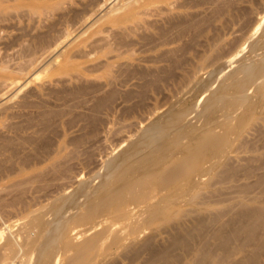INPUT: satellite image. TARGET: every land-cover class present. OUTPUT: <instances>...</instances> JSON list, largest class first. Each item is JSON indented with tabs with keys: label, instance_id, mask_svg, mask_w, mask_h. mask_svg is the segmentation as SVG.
Segmentation results:
<instances>
[{
	"label": "bare ground",
	"instance_id": "1",
	"mask_svg": "<svg viewBox=\"0 0 264 264\" xmlns=\"http://www.w3.org/2000/svg\"><path fill=\"white\" fill-rule=\"evenodd\" d=\"M37 1L0 0V16L15 12L34 20L35 15L53 18L30 40H22L19 52L13 48L18 53L16 59L22 61L13 65L8 56L0 57V181H11L16 191L9 201L0 198V214L8 207L19 214L18 229L11 231L12 226H8L0 242V264H112L118 258L151 264L163 262L175 250L190 253L192 260L184 264H196L192 261L202 253L195 248L194 239L207 230V219L202 216L216 204L208 199L197 207L202 185L229 181L239 173L233 157L238 158V150L246 149L242 138L255 122L264 121V32L259 25L250 27L255 0H117L111 6H107L110 0ZM76 31L85 48L75 51L88 64L78 69L76 62L67 60L61 74L70 81L97 74L95 83L81 82L67 92L87 94L77 105L70 103L75 96L67 100L71 107H81L78 113L65 108L67 101L60 109H49L45 102L31 98L37 94L30 88L13 104L1 102L11 89L8 80L25 72L38 54L55 52ZM214 68L219 77L209 82ZM47 69H54L52 63ZM65 80L64 93L68 89L63 85ZM162 88L169 90L175 102L156 116L159 101L150 110L146 100L155 98ZM188 99L191 102L182 106ZM145 117L154 118L135 138L121 143L116 155L106 158L110 170L106 166V170L100 169L104 170L98 172L100 175L106 171L101 181L95 179L98 184H83L85 187L80 181L82 187L79 184L76 191L77 182L76 192L70 189L67 196V181L59 179L74 165L75 161L66 164L67 156L82 143L75 137L74 141L67 139L69 130L77 125L75 121L90 120L91 125L99 124L101 131L109 134L121 133L134 119ZM59 121L61 129L56 131L54 123ZM51 128L59 132L53 144H44L45 137L43 142L37 141L43 134L47 137L45 132ZM20 132L22 140L18 142ZM87 146L81 152H86ZM248 159L250 165L252 159ZM45 163L49 167H44ZM263 173L256 179L262 188ZM49 175L57 181H48ZM52 184L54 189L46 191ZM249 188L244 185L240 192ZM53 191L59 196L44 203ZM249 201L254 204L240 200L235 212L230 208L213 214L211 220L219 226L212 232L218 239L217 249L207 253L205 264H226L231 252H241V247L235 246L218 252L233 236L226 232V222L220 223L223 215L230 212L245 232L264 228V197ZM259 201L261 204H255ZM260 248L256 246L254 254Z\"/></svg>",
	"mask_w": 264,
	"mask_h": 264
},
{
	"label": "rangeland",
	"instance_id": "2",
	"mask_svg": "<svg viewBox=\"0 0 264 264\" xmlns=\"http://www.w3.org/2000/svg\"><path fill=\"white\" fill-rule=\"evenodd\" d=\"M21 1H23L24 3H29V2L37 3L38 2L37 0H21ZM40 1L48 3V4L60 2V0H40ZM115 2H117V0H110L108 2L107 6H111ZM255 2L256 3L253 5V8H254L255 12L250 16L252 18L251 21L252 20L254 21V19H255V21H254L255 23L252 21L253 22V25H252V22H250V27H253L254 25L255 26L259 25L260 29L262 30V32H264V29H263L264 26L262 25V24H264V0H255ZM260 12H262V13L259 14ZM12 14H14V15H10L9 13H6V14H2L0 16L2 18V20H0V32H1L0 33V57H3V56L6 55V56L9 57V58L6 57V59L8 61H10L11 63L12 62L14 63L17 60L15 63H18V62H20L22 60L19 59V58L16 59L17 56H18V53H15L14 51L15 50L17 52L20 51V49L22 47V40H23V42H24L25 39L30 40L32 38V36H34L37 32L42 31V29H44L43 26L45 25V23H49L51 20H53V18H50L49 20H47L43 16L39 17V16L35 15V16H33V17H35V20H36L35 21L31 17L29 18V17H26L24 15H17L15 12H13ZM10 16H12V17H10ZM14 16H16V17L14 18ZM7 18H8V20H7ZM249 20H250V18H249ZM8 25H10L9 28H8ZM12 25H14V26H12ZM22 26L23 27L25 26V27L23 28ZM15 27H17V29ZM20 29H22V30H20ZM24 30H25V32H24ZM28 31H30V32H28ZM22 33L23 34L27 33V34H25V36H24V35H22ZM4 34H6V35H4ZM17 34L21 35V36L20 35L18 36L20 38L16 37ZM29 34H31V36ZM77 34H78L77 31L73 32L67 38V40L61 46H59V48L55 52L50 53V55L47 54L49 52L44 53V54H42V53L38 54L37 60H35L33 65H31L29 68H27V70L25 72H23L22 74H19V76L14 78V79L8 80L7 81V83L9 84V88L8 89H10V88L11 89L7 93L8 97L2 98L1 102H4L6 104H11V102H12V104H13V102L20 100L19 97H21V95L19 96V94H21V93L23 94L24 92H25V94H27L26 90L28 92V91H30V89H31L30 92H35L34 94H37V95H34L32 93L34 96H31V98L35 99V100H39V101L45 102L49 109H51V108H53V109L62 108L63 107V103H65V101L70 99L71 98L70 96H75V97H74V99H70L71 102L67 101L66 104L68 102H70V103L73 102L74 104L77 102V104H78V103H80L79 100L82 99V97L84 98V96H85V98H86L87 94L86 95H84V94L83 95H70V94L68 95L67 92L69 93V91H70L69 88L72 89L74 85L76 87H78L77 85L81 84V82H82V84L86 83L88 85L90 83H95L97 80H95L94 78L96 77L97 74H94V75H86L85 74V77L81 81L78 80L79 82L77 80L76 81L75 80H73V81L65 80V77H63V75L61 74V72L65 68V63H66L65 61H67V60H73L74 62H76V64H77L76 68H78V69L79 68L82 69L81 68L82 66H85V65L88 64V63H86L84 61V58H80L79 52L76 53V51H75L76 49H78L80 51V50H83V48H85V45L80 44V40H79V38H77V36H78ZM16 38H18V40ZM8 39H10V40H8ZM13 40H14V44L10 43ZM2 42H5V43L9 42V44L5 45ZM10 44H12V45H10ZM4 46H6V47H4ZM7 46H8V48H7ZM18 46H19V48H18ZM81 46H82V49H81ZM13 48H15L14 51H13ZM8 52H9V54H11V56L8 54ZM13 52L16 54L15 55L16 57L14 56ZM4 53H6V54H4ZM39 56H41V57H39ZM10 58H11V60H9ZM47 59H49V60H47ZM15 63L13 65H15ZM51 63H52V66H53L54 69L48 70L47 68H49V65ZM235 66H236V64L233 65V66H230L229 70L233 69ZM215 73H217L218 75L214 76ZM219 73L220 72H215V68H214V70H212L210 72V74H209V75H211V77L208 79V81L211 82L214 79H216L217 76L219 77ZM203 75H205V73ZM220 78H221V76H220ZM62 80H65V83H63L64 87L68 88V89L66 88L68 91L65 90L66 93H64V88L62 87ZM11 83H13V84H11ZM45 84H47V85L45 86ZM12 85H13V87H11ZM41 85H43V90L42 91H40V89L42 88ZM32 87L34 89H32ZM46 87H47V89H46ZM58 88L59 89L61 88V89L59 90ZM54 89H55V91H54ZM50 90H52L53 93L50 92ZM62 90H63V93H62ZM58 92H61L62 95L63 94L64 95L67 94V95L61 97L62 96L61 93H58ZM15 93H17L16 96H14V98H11V95L13 96V94H15ZM43 93H45V94H43ZM88 93H89V91H88ZM162 93H164L166 95H164ZM17 96H19V97H17ZM22 96L24 97V95H22ZM67 96H69V98ZM154 96H155V98H153V96H149V98L146 100V106H147L146 108L150 109V110L154 109L155 108L154 107V104H155L154 102L155 101H159V105H158L157 112H156L157 114L155 113L156 116L162 114V112L164 113L168 109V107H170L172 105V103L175 102L174 100H172L171 96L169 95V90L168 89L162 88ZM88 97H89V94H88ZM77 99H78V101H77ZM188 101L189 102L183 101L181 103V105L183 106L186 103L189 104L191 102L190 99H188ZM59 103H61L62 106ZM77 104H75V105H77ZM71 105L68 103V106H66V107L64 106V107L66 109L70 108V109L75 110L74 113H78L81 110V107H75V106L71 107ZM181 105H179V106H181ZM0 107H2V106H0ZM143 113L145 114L146 111L143 112ZM76 115L77 114H74L73 116H71V118L76 116ZM103 116L105 117V115H103ZM147 117H145L142 120L141 119H134L133 125L122 129L121 133H116V132L113 133L112 132V133H109V134L103 133L101 131V129H100V125L99 124H92L93 125L92 126L91 125L92 122L90 120L75 121V123L77 125L69 130V133L67 135V139H69V140L72 139L73 140L72 137H75L74 140H76V139L79 140L80 139L81 141H79V142L84 143L85 142L84 140H86V142H85V144H82V143L79 144V146L75 148V151H74L73 154L71 152L69 153V156L72 154L71 155L72 158H70L71 156L70 157L67 156L68 157L67 158L68 162L66 164L68 166H70V163L72 165V163L74 161L75 162H74V165L71 166L72 168L70 167L71 170L66 174V176L63 179H59L60 181H63L62 183H64V181L65 182L67 181V183L65 185L66 188H65L64 192L68 191L71 194L72 192H70V189L72 190L76 186L77 182H79L77 184V187H78V185L80 184V181L83 182L82 186H84L86 184H88L90 186H93V185L95 186L96 184H98L99 182H97V181H101L100 177L103 176L106 173V171H105V173L103 175H100L98 172H100V173L102 172L103 173L104 170H106V169H104L105 166L107 168V171L110 170V168L108 167V164H109V160L108 159L112 158V156L117 154V151H119L120 148L122 147L121 143L122 144H123V142L126 143L132 137L135 138L134 135H137L138 132H140V130H142L145 127V125L147 126L154 118L153 117V118L149 119ZM67 119L68 118H65L64 121H66ZM15 121H17V120H14L13 123H15ZM60 121L54 123V127L55 128H53V129H55V130L56 129H61V126H60L61 122ZM18 122H20V120H18ZM57 123H58L59 126L57 125ZM83 124H85V125H83ZM131 124H132V121H131ZM81 125H82V127H81ZM51 126H53V125H51ZM256 126L259 129L256 128ZM260 126H262V127H260ZM115 127L119 128L120 125L117 123V125ZM140 127H142V128H140ZM79 128H83V129L79 130ZM130 129L132 130V132L129 133V131H131ZM252 129L250 130L249 133H247L242 138V139L246 140V141L244 140V142H243L246 145V149L242 150V151H241V149L238 150V152H237L238 158L237 157H233V164H234L235 167L238 168V172L239 173L235 177L230 178L229 181L225 180V181H223L221 183L212 184V182L206 181L202 185V188H201L203 191L199 190L200 193L198 194L197 201H196L197 202V207H199L200 204L203 203V201H208V199H211L213 202H216V204L211 209V211L207 212L204 216H202L205 219H207V223H206L207 224L206 225L207 228L206 229L208 231L205 230V233L203 235L196 236L195 239H194L195 248L196 249L199 248L198 251H200L202 253V255L201 256H196V259H194V261H192L193 263L195 262L196 264H205L207 253L212 251V250H216L217 249V241H218V239L215 236H212V232H213V230L215 228H217L219 226H217L218 224L216 225V224H214L212 222L211 219H212L213 214H215L218 211H226V210H228L230 208H232L231 210L233 212H235L238 209L237 203L240 200L245 201V202H249L250 204H254V202L249 201V199L263 198L264 197V187L262 188L260 185L258 186V183H260V182L256 181L258 175H260V174H262L264 172V163H263L264 162V155H263V153H264V121L255 122L252 125ZM52 130L50 131L48 129V131L45 132V135L48 133L47 135L52 138L51 141H49L50 137L47 140L46 138L48 136L46 137V136H44V134L42 136H40L41 139L39 137L40 140L38 139L37 141L43 142V141H41L42 137L43 138L45 137V139H43V140H45L44 144H49V143L53 144L55 142L54 140H56L57 135H58L59 132L55 133L57 130L56 131L53 130L54 132ZM262 131H263V133L261 134L260 132H262ZM82 133H84V135ZM10 134L13 135L12 133H10ZM78 134L79 135L82 134V135H80L78 137ZM112 134H114V135H112ZM19 135L21 136V132H20ZM76 135H77V137H76ZM259 135L261 136V138H259L260 137ZM20 136H18L17 139H19ZM111 136H113L114 138L111 137ZM255 136L258 137V138H256ZM101 137H102L103 140L101 139ZM20 138L21 139H19V141L17 140L18 142H21L22 136ZM82 139H83V141H82ZM93 139L95 140V143H92V142H94V141H92ZM111 139H113V142L111 141ZM253 139H255V140L252 141ZM46 140L49 141V142L46 143L47 142ZM87 140H89V141L91 140V141L88 142ZM247 140L248 141L250 140V141L248 142ZM88 143L89 144L91 143L90 145H92V146L90 147ZM250 143H252V145ZM261 143H262L263 147L259 145ZM87 145L89 146V148H88ZM85 146H87V148H85V149L88 152L87 151L86 152L85 151L81 152V150H84L83 147H85ZM250 146H251V148H250ZM72 147H73V145H72ZM118 147H119V149H118ZM79 149H80V151H79ZM77 151H79V152H77ZM81 153H83V156H81ZM88 153H92L93 156L91 154H89L90 156H92V157H90L88 155ZM76 155H77V157H76ZM108 156H110V157L107 159L108 160V163H107L106 162L107 161L106 158ZM257 156H259V157H257ZM244 158H247V159L244 160ZM248 158L252 159V162L250 163V165H248V163L246 161V160H249ZM257 158H259V159L257 160ZM259 162L260 163L262 162V165ZM103 163H105V165ZM252 164H254V166L256 164L259 167L258 168H257V166L254 167ZM103 165H104V167H103ZM43 166L44 167L45 166L49 167V164L45 163ZM100 169H104V170L100 171ZM245 169L248 170V171H246ZM250 169H251V171H250ZM252 169H254V171ZM243 172H244V174H243ZM240 174H243V176L240 175ZM263 175H264V173H263ZM52 177L53 176L49 175V177H48L49 180L48 181H55L56 182L57 180L56 179L55 180L52 179ZM237 178H238V180H237ZM95 179L97 180L96 181L97 183H95V181H93ZM233 179H235V180H233ZM10 183H11V181H0V198L3 199L2 200L3 202L4 201H9V199H11L16 194V191L14 189H12V187L10 186ZM239 185L241 187H243L244 185H249L252 188L251 189L249 188V190L246 191V192H242V191L240 192L241 187H238ZM80 186H81V184H80ZM77 187L75 188L76 191L79 190V188H81V187H78V189H77ZM51 188L54 189V185L53 184L46 191L49 192V190H51ZM75 189H73V190L75 191ZM236 189L239 190V191H237ZM235 190L237 192H235ZM259 191H262V192H259ZM68 192H66V195L68 194ZM75 192H73V193H75ZM221 192H223V193H221ZM55 196L56 197L59 196V194L56 191L50 192V197L47 200H44V203L49 204V201L51 199L53 200L54 198H56ZM218 198H220V200ZM225 198L227 200H224ZM229 198H231V199H229ZM52 200L50 201V203L53 202ZM231 201H232V203H231ZM233 201H234V203H233ZM255 204H261V202L259 201V203H255ZM236 206H237V208H236ZM231 215L232 214L230 212L227 215H223L221 220H220V223H225L226 222V224L228 225V227L226 228V232L228 234H230V235L233 234V236L230 238V240L227 241L226 247L224 249H218V252L219 253H223L224 250H226V249H228V248H230L232 246H235L237 248L241 247V252H239V253H237L235 255H232V252H231V254L229 256V260L227 261L226 264H235L236 262H239V261H243L245 263H250V264H253V263H255V264H264V228L254 227L250 232H245L244 228H243V225L240 222L233 221L232 218H231ZM18 216H19V214L15 211V209L10 208V207L5 208L4 212L0 214V233L3 232V236H0V242L4 238V233H7L9 231V229L7 228L8 226L9 227L12 226L11 229H10L11 231H15V230L18 229V226H19V223H18L19 218H18ZM1 228H4V229H1ZM3 230H5V231H3ZM164 235L166 237L168 236L167 233H165ZM208 237H209V239H206ZM204 239H206V240H204ZM256 246H261L260 252L258 254H254V252H255L254 249H255ZM177 253H178V255H177ZM191 260H192V258H191L190 253H186V252H183L181 250L180 251L179 250H175V251H172L171 254H169V256H168V258L166 260H163V262L166 261L165 263H163L162 260L161 261H159V260L157 261L156 260V261L151 262V264H184V263H187V261H191ZM141 262H142V260H137V261H134V262L133 261L130 262V260H128V259L122 260L121 258H118V259L114 260L112 264H119V263L120 264H143ZM63 263L64 262H62V264ZM189 264H191V263H189Z\"/></svg>",
	"mask_w": 264,
	"mask_h": 264
}]
</instances>
